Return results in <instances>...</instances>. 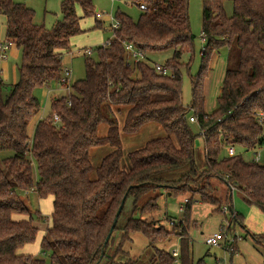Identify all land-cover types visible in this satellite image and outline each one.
Instances as JSON below:
<instances>
[{"label": "trees", "instance_id": "16d2710c", "mask_svg": "<svg viewBox=\"0 0 264 264\" xmlns=\"http://www.w3.org/2000/svg\"><path fill=\"white\" fill-rule=\"evenodd\" d=\"M129 1L146 9L137 19L116 10L120 26L112 29L105 44L85 54V76L70 84L71 94L51 100V112L36 123L30 137L29 124L40 110L36 90L52 80L66 85L61 81L63 57L71 51V38L83 32L82 18L100 17L93 0H62L63 18L48 29L34 21L35 10L25 3L0 0V13L7 19L6 38L0 46L15 45L22 53L14 83H8L0 67V152H10L0 158V264H48L42 256L18 252L36 240L39 226L34 220L45 221L41 211H32L23 199L21 192L26 190L38 198L53 199L52 223L41 240L42 252H50L49 264H205L202 259L194 262L192 239L182 222L166 229L145 216L159 208L164 193L189 194L183 210L186 221L191 218L195 195L221 210L224 199L216 196L212 177L237 188L246 203L264 211V159L221 155L225 145L250 151L263 144L264 126L258 113L264 112V0H232L231 14L225 10V0H203L204 46L198 73L191 79L189 106L183 103L182 71L190 67L194 51L189 0ZM96 27H102L101 20L96 19ZM128 44L144 58L134 61ZM223 49L228 59L222 86L216 108L208 111V76L213 58ZM168 50L173 55L164 64L166 74L145 60L147 53ZM184 55L187 62L182 60ZM122 105L128 109L120 129L116 114ZM189 111L203 130V134L199 131L204 139L202 169L195 160L199 134L191 126ZM55 112L61 118L58 123L53 121ZM150 122L160 124L167 135L130 151V168L124 169L121 130L136 133ZM102 123L108 124L104 136L98 130ZM104 144L112 150L94 167L90 150ZM150 192L155 194L142 202ZM230 201L231 194L225 199ZM232 220L243 222L238 213ZM116 231L120 239L109 253ZM134 232L142 233L155 249L148 263L144 255L134 258L125 247ZM253 236L264 242V235ZM170 240L179 242L178 259L167 247L157 246Z\"/></svg>", "mask_w": 264, "mask_h": 264}, {"label": "rangeland", "instance_id": "374dc122", "mask_svg": "<svg viewBox=\"0 0 264 264\" xmlns=\"http://www.w3.org/2000/svg\"><path fill=\"white\" fill-rule=\"evenodd\" d=\"M23 2L35 10L34 21L38 24H44L45 27L51 29L55 23L63 18L61 10L62 0H15ZM95 13L103 14V17L97 18L95 14L84 17L80 20V26L83 30L82 33L77 34L71 38V53L65 52L63 57V68L72 69L70 83L81 79L85 76V54L84 48H92V50L99 45H103L112 36V22L116 20L115 12L117 9L128 13L134 19L139 17L141 9L137 3L129 0H93ZM203 0H189V17L192 33L194 38V51L191 59L190 67H183V103L187 106L191 104L192 99V84L191 79L199 70L201 62V49L204 46V39L202 37V14ZM225 10L231 14L233 9V1L225 0ZM76 11L79 16L83 15L80 5L76 6ZM96 19L102 21V27H96ZM7 19L6 15L0 13V41L4 42L6 38ZM6 47V58L1 59L12 66L13 81L18 79V65L21 62V49L13 46ZM173 55V50L150 52L145 55V60L151 65L160 64L164 65L166 60ZM227 51L221 50L219 54L212 60V70L208 76L207 92H206V109L212 111L217 106V97L220 93L222 81L224 77L225 67L227 64ZM184 62L188 61L187 55L182 57ZM12 82V83H14ZM12 84L11 82H8ZM73 92L70 86L61 84L56 80H52L48 85L36 90V95L40 99V110L34 115L29 124V135L33 136L36 123L39 119L47 117L51 112V100L56 96H67ZM122 110L118 112L117 118L121 123L125 119V111L128 109L127 105H122ZM192 111L188 112V116ZM120 116V117H119ZM191 126L196 134H199V127L197 122H191ZM156 124V123H153ZM160 126L159 129L154 131L151 135L147 136L148 130L141 129L136 134L124 133V138L127 141L131 139L132 142L124 146V156L121 161V166L124 169L130 168V161L128 153L134 149L141 148L147 140L153 137L165 136L167 132ZM108 129L107 123H102L99 126V135H105ZM112 150L110 144L94 146L91 148L92 163L94 166L100 164L101 159ZM252 150L247 151L239 145H225L222 149L221 155L228 156L233 154H242L245 157L253 155ZM2 152H0L1 155ZM9 153V152H7ZM264 159V148H262V160ZM195 160L197 167L202 169L205 166L204 155V139L199 134L195 140ZM95 176V171L92 173ZM211 181L216 188L215 194L217 197L224 199L221 210H216V205L209 202H202L199 196L195 195L192 205V213L189 221H186L180 209L184 205V199L189 197V194L184 195H167L158 200L159 208L152 213L146 214L148 220H155L159 225H164L166 229H172L173 223L177 224L182 222L186 227L189 236L192 239V255L194 262L203 260L205 264H264V242L261 243L255 239L253 234L264 235V211H261L254 205H249L243 199V196L237 188H230V186L219 177H212ZM155 192H150L143 197L142 202L147 200L148 197L154 195ZM232 195L230 203L225 202L229 195ZM23 199L29 204L32 211L39 209L45 216V221L42 223L37 219L34 220L39 226L36 240L29 244L35 249L41 251V236L47 226L52 223L51 214L53 211L52 197L38 198L37 194L32 190L21 192ZM198 198V199H197ZM231 205V207H230ZM224 206L228 207V211L224 210ZM238 213L242 216L243 222L233 221V214ZM151 214V215H150ZM233 221V222H232ZM223 231L225 239L220 241L218 246H212L206 243L209 236L217 232ZM120 231L114 233V243L110 245L109 253L113 252L120 239ZM40 237V238H39ZM133 240L125 245L128 247L131 256L144 255L145 263H148L154 255V247L151 246L146 237L140 232L132 233ZM180 239L179 237H176ZM158 247H167L170 251L173 248L179 250V242L176 240L162 241L157 243ZM237 246V249H236ZM233 248L235 252H233ZM20 254L22 252L18 251ZM26 254V253H23ZM30 254V253H27ZM50 263V252H42L41 255ZM135 258V257H134ZM178 259V257H175Z\"/></svg>", "mask_w": 264, "mask_h": 264}, {"label": "built area", "instance_id": "2783aa9c", "mask_svg": "<svg viewBox=\"0 0 264 264\" xmlns=\"http://www.w3.org/2000/svg\"><path fill=\"white\" fill-rule=\"evenodd\" d=\"M140 9H146V6L144 4H140ZM97 16L98 17H103V14L101 13H97ZM120 26V21L119 20H115L114 22H112V28L115 29V28H118ZM6 47L5 45H1L0 48H1V51H0V60L3 59V58H6ZM127 48L128 50L131 52V58L134 60V61H138L142 58H144L143 54L141 52H137L133 49V47L131 45H127ZM92 53V48H85L84 49V54H91ZM155 68L157 71L163 73V74H166L168 72L167 68L164 66V65H160V64H155ZM63 69V75H62V78H61V81L62 83H66V86H70V77L72 75V69L71 68H68L66 67L65 69ZM259 115V123L261 125L264 126V112H259L258 113ZM60 115L58 113H53V121L55 123H58L60 122ZM189 121L191 122H197L198 121V118L197 116L193 113L190 114L189 116ZM201 134H203V130L200 131ZM264 136V135H263ZM262 148H264V140H263V144L261 146H259L258 148L254 149V152H253V156L251 157L253 160L255 161H260L262 159ZM188 201V198H185L184 199V205H181L180 206V209L181 210H184L185 208V203ZM224 210L225 211H228V207L227 206H224ZM225 235H224V232L223 231H220V232H217L215 233L214 235L212 236H209L206 240V243L209 244V245H212V246H218L220 244V241L225 239ZM171 253L174 257H178L179 255V250L177 248H173L171 250Z\"/></svg>", "mask_w": 264, "mask_h": 264}, {"label": "crops", "instance_id": "0c3cea01", "mask_svg": "<svg viewBox=\"0 0 264 264\" xmlns=\"http://www.w3.org/2000/svg\"><path fill=\"white\" fill-rule=\"evenodd\" d=\"M85 49V48H84ZM83 49V50H84ZM70 53L72 52V51H69ZM0 67H1V69H2V73H3V76H4V78L8 81V82H14L13 80V77H15L14 76V74L12 73L14 70H12V66L7 62V60H4L3 62H1L0 61ZM39 89H41V88H39ZM58 96H56V97H54V98H57ZM41 103V102H40ZM125 114H126V111H125ZM120 117V116H119ZM40 120V119H39ZM38 120V121H39ZM37 121V122H38ZM124 122V121H123ZM153 123H155V122H150V123H148V124H146V125H144V126H142L141 127V129H143V128H145V130H148V133H147V135H146V137L147 136H149V135H151L154 131H156L157 129H159V127L160 126H156L158 123H156V124H153ZM122 125H123V123H121V121H119V126H120V129L122 128ZM160 125V124H159ZM140 129V130H141ZM99 130V129H98ZM108 130V129H107ZM140 130L138 131V132H140ZM138 132H136V133H138ZM124 133L125 132H123L122 130H121V133H120V135H121V140H122V146H123V150H124V146L125 145H127V144H129V142H132V140L130 139L129 140V142L127 141V137H125L124 138ZM136 133H134V134H136ZM106 134H107V132H106ZM105 134V135H106ZM127 134H129V133H127ZM131 134H133V133H131ZM101 136H104V135H101ZM160 137V136H159ZM153 138H155V137H153ZM152 139V138H151ZM150 140V139H149ZM148 141V140H147ZM146 141V142H147ZM105 145V144H104ZM102 146V145H101ZM144 146V145H143ZM142 146V147H143ZM135 150V149H134ZM133 151V150H132ZM252 151H254V150H252ZM10 154V152L9 153H7V152H2L1 153V155H0V158H3V157H5V156H7V155H9ZM90 154H91V152H90ZM253 155H251L250 156V158L252 157ZM91 160H92V156H91ZM102 160V159H101ZM93 162V161H92ZM101 162V161H100ZM94 167H96V166H94ZM233 190V189H232ZM170 195V194H169ZM49 197H51V196H49ZM15 217H17V218H22V216L21 215H15ZM44 233H45V231L43 232V234H42V236H41V238L43 237V235H44ZM40 238V237H39ZM42 240V239H41ZM29 244L30 243H28V244H26V245H24L22 248H20L19 249V251L20 252H22V253H30V254H33V255H41V253H42V250L41 251H39L38 252V250L39 249H35L33 246H29ZM31 245V244H30Z\"/></svg>", "mask_w": 264, "mask_h": 264}, {"label": "water", "instance_id": "95a60500", "mask_svg": "<svg viewBox=\"0 0 264 264\" xmlns=\"http://www.w3.org/2000/svg\"><path fill=\"white\" fill-rule=\"evenodd\" d=\"M125 199H126V195L124 196V198H123V200H122V203H121L120 207H119L118 210H117V213H116V216H115L114 221H113V223H112V226H111V228H110V230H109V233H108L107 236H106V239H105V242H104V245H103V248H102L101 256H103L104 253H105L106 244H107V242L109 241L110 236H111V233L113 232L114 227H115V225H116V223H117L118 216H119V214H120L121 211H122L123 203H124Z\"/></svg>", "mask_w": 264, "mask_h": 264}]
</instances>
